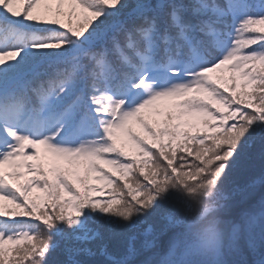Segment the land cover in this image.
<instances>
[{"label": "snow or ice", "instance_id": "6c2138e0", "mask_svg": "<svg viewBox=\"0 0 264 264\" xmlns=\"http://www.w3.org/2000/svg\"><path fill=\"white\" fill-rule=\"evenodd\" d=\"M256 143L264 0H0V264H137L161 205L158 264H264V200L220 216Z\"/></svg>", "mask_w": 264, "mask_h": 264}, {"label": "trees", "instance_id": "16d2710c", "mask_svg": "<svg viewBox=\"0 0 264 264\" xmlns=\"http://www.w3.org/2000/svg\"><path fill=\"white\" fill-rule=\"evenodd\" d=\"M249 162L242 171L233 172L224 185V193L228 197L225 201L226 208L220 213L224 221L239 222L243 214L249 213L252 207L260 206L264 200V159L260 156V145L256 143L249 149ZM171 211L170 205H161L159 213L148 218L147 222L138 229L136 246L140 249L135 258L137 264H158L159 260L167 253L172 237V231L166 229L164 216ZM254 211V209H253ZM252 213V212H251ZM151 225L153 232L145 237L141 233ZM227 231V225H225ZM95 253L96 243L87 245ZM239 251L230 256V259H247L251 262L254 257L248 250L245 240L241 238L238 242ZM64 243L61 241V248L57 251V258L60 261L67 259L64 251ZM82 257H77L81 259ZM93 260H103L105 257L97 255L91 257Z\"/></svg>", "mask_w": 264, "mask_h": 264}, {"label": "rangeland", "instance_id": "374dc122", "mask_svg": "<svg viewBox=\"0 0 264 264\" xmlns=\"http://www.w3.org/2000/svg\"><path fill=\"white\" fill-rule=\"evenodd\" d=\"M251 209H252V210H251L249 213H251V212H252V213H253V212H258V211L260 210V206H259V205L256 206V207L253 206ZM253 209H254V211H253Z\"/></svg>", "mask_w": 264, "mask_h": 264}]
</instances>
